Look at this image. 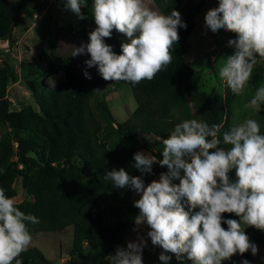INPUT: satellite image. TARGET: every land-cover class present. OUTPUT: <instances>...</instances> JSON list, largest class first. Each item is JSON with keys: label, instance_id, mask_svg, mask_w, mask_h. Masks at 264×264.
<instances>
[{"label": "trees", "instance_id": "1", "mask_svg": "<svg viewBox=\"0 0 264 264\" xmlns=\"http://www.w3.org/2000/svg\"><path fill=\"white\" fill-rule=\"evenodd\" d=\"M152 2L161 14L178 11L187 27L178 29L179 41L172 46V62L151 81L143 80L136 85L115 81L99 90L98 84L81 76L66 57L56 56L51 44L46 68L40 70L31 62L21 74L34 104L11 110L7 88L19 76L7 58L2 60L0 187L6 195L15 198V183L19 181L24 199L16 203L17 207L39 220L38 224L29 225L31 235L62 233L70 228L71 245L67 254L77 264H112L111 256L135 226L134 218L139 214L133 201L136 192L130 187H113L112 181L105 179L107 172L124 168L130 175L141 176L134 168L136 152L148 151L157 160L162 159L147 137L162 141L185 119L203 120L210 126L222 123L220 147H230L223 144L222 133L234 125V108L252 98L233 95L224 82L221 93L215 88L201 92L193 87L194 71L185 63L184 56L198 11L197 0ZM32 4L33 0H0V43H13V30L22 24L20 15L31 16L37 7L32 8ZM218 6L219 0L215 8ZM81 12L87 19L82 34L87 44L95 25L93 0H85ZM218 31L232 33L223 28ZM121 44L112 47L116 54H121ZM44 79L49 83H43ZM251 80L264 84V58L257 57ZM121 85L130 88L136 106L129 118L119 123L105 98ZM253 119L259 122L264 134V112ZM166 171V166L154 164L152 173L142 176L145 185ZM229 175L235 180L234 170ZM173 183L179 184V180ZM222 215L225 220H239L235 214ZM222 227L227 229L226 224ZM244 227L251 242L263 247L264 231ZM251 255L250 251L244 255L237 253L222 264H241L243 260L252 264ZM18 258L22 264L49 263L35 247H29Z\"/></svg>", "mask_w": 264, "mask_h": 264}, {"label": "clouds", "instance_id": "2", "mask_svg": "<svg viewBox=\"0 0 264 264\" xmlns=\"http://www.w3.org/2000/svg\"><path fill=\"white\" fill-rule=\"evenodd\" d=\"M84 3L65 0L66 8L79 19H86L81 12ZM92 16L96 28L89 33V43L73 55L86 49L91 56L86 64L98 66L105 81L132 85L153 80L172 62L178 29L187 27L178 11L160 14L145 0H93ZM204 19L213 33L223 28L236 34V39L228 41L234 53L222 60L218 75L233 95L240 96L252 79L257 57L264 58V0H219V6ZM113 30L130 40L121 44V54L104 42ZM85 76L91 78L87 72ZM262 106L264 84L244 107L259 111ZM222 128V123L210 126L203 120L185 119L162 140V159L142 151L134 154V168L141 176L130 175L124 168L105 175L113 187H130L139 194L134 201L139 209L134 223L149 227L147 236L163 249L159 259L165 264L170 260L165 253L177 260L186 255L192 264H222L237 253H258L244 226L264 231V134L259 122L248 118L222 133L223 144L230 145L225 148L220 147ZM157 163L167 171L145 185L142 176L151 174ZM233 170L235 180L229 175ZM177 179L179 184H174ZM224 213L235 214L239 220H225ZM38 223L36 216L21 211L0 187V264H22L18 257L32 243L29 225ZM146 246L147 241L138 235L126 247H117L112 264H143Z\"/></svg>", "mask_w": 264, "mask_h": 264}, {"label": "rangeland", "instance_id": "3", "mask_svg": "<svg viewBox=\"0 0 264 264\" xmlns=\"http://www.w3.org/2000/svg\"><path fill=\"white\" fill-rule=\"evenodd\" d=\"M64 1L35 0L32 8L37 7L34 8L31 16L20 15L22 24L19 28L13 30V43H0V68L2 67V60L7 58L19 76V80L11 83L7 88L6 94L11 104V110H20L25 105L34 104L31 93L25 86L21 74L25 71L24 67L31 62L36 63L40 70H44L50 58L51 44L54 47L53 53L56 56L66 57L81 76L87 78L85 76V72H87L91 77L87 79L98 84L97 89L104 90V88L109 87L115 82L105 81L99 74L98 66L93 65L92 67H88L86 61H89L91 56L87 53L86 49L82 54L73 55L82 45H86L82 34L87 19H79L76 14L63 5ZM217 2L218 0H197L198 11L193 18L194 28L188 39V51L184 56L185 63L192 67L194 71L191 84L201 92H209L213 88L217 89L220 93L222 92L223 81L218 75V69L222 60L234 53V48L228 46V41L236 39L235 34L223 31L213 33L205 25L204 18L206 13L210 9H214ZM145 4L151 10L159 12L152 0H145ZM95 28L96 25L92 27V30ZM104 42L115 47L118 42L128 43L130 40L124 34L113 31L111 38H105ZM59 76L61 78V75ZM102 80L103 82L101 83L100 81ZM43 83L48 84L49 81L44 79ZM260 85V83L251 80L243 96L247 98L252 97L256 88ZM105 100L113 118L119 123L127 120L136 106L131 90L127 85H121L117 90L110 92ZM244 106L245 103L239 104L234 108V124L242 123L244 120L253 118V116L264 112V106L259 111L246 109ZM147 141L152 142L155 145V151L162 155L164 146L161 140L154 136H148ZM143 152L145 154L150 153L148 151ZM158 179L159 176L155 178V180ZM15 188L16 197L14 199L16 203H19L24 199V193L18 180L15 183ZM138 199L139 194L134 193L133 201ZM148 231L150 229L146 224L141 226L135 225L123 243L117 247H126L128 242L136 241L138 235L143 236L147 241V246L142 252L143 264H165V262H161L159 259L163 249L151 243V239L147 236ZM71 234V229L68 228L62 233L32 235V243L29 247L37 248L49 262L48 264H77V261L70 259L67 254L71 245ZM165 255L170 257L167 264H192L186 255L181 260H177L172 253H165ZM251 258L252 264H264V246L258 247V253L255 256L251 255Z\"/></svg>", "mask_w": 264, "mask_h": 264}, {"label": "water", "instance_id": "4", "mask_svg": "<svg viewBox=\"0 0 264 264\" xmlns=\"http://www.w3.org/2000/svg\"><path fill=\"white\" fill-rule=\"evenodd\" d=\"M33 2H35V0H33Z\"/></svg>", "mask_w": 264, "mask_h": 264}]
</instances>
